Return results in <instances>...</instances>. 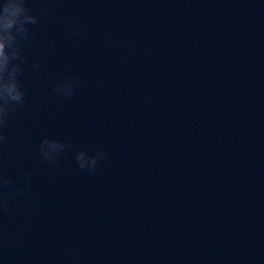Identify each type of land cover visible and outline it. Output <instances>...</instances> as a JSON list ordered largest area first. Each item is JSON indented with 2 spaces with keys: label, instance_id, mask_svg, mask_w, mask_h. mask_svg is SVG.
Segmentation results:
<instances>
[{
  "label": "water",
  "instance_id": "95a60500",
  "mask_svg": "<svg viewBox=\"0 0 264 264\" xmlns=\"http://www.w3.org/2000/svg\"><path fill=\"white\" fill-rule=\"evenodd\" d=\"M27 2L0 174L31 183L0 215V264H264V0ZM44 138L71 145L59 167Z\"/></svg>",
  "mask_w": 264,
  "mask_h": 264
},
{
  "label": "clouds",
  "instance_id": "9594fccd",
  "mask_svg": "<svg viewBox=\"0 0 264 264\" xmlns=\"http://www.w3.org/2000/svg\"><path fill=\"white\" fill-rule=\"evenodd\" d=\"M55 4L56 0H48V7L40 9V14H47L55 7ZM38 23L37 16L31 14L27 0H0V148L7 142L4 128L13 118V114L25 103V93L20 87L18 79L23 75L24 67L22 65L26 63L21 55L22 45L30 44L34 34L30 31L29 26ZM70 35L76 37L79 33L73 28L70 30ZM32 67L33 70L39 69V61L34 62ZM80 84L79 77H68L52 88V94L71 98ZM69 148H71L70 144L44 138L41 141L39 152L42 160L49 166L59 167L61 156ZM105 155L99 149L92 155L84 150L78 151L75 155L76 171L95 172ZM13 183L14 180L11 177L0 174V215L7 214L10 211L11 203L28 193L31 173L25 174L22 188L12 189Z\"/></svg>",
  "mask_w": 264,
  "mask_h": 264
}]
</instances>
